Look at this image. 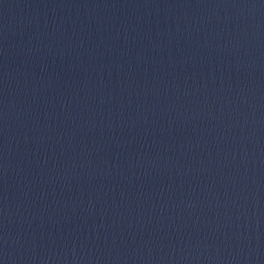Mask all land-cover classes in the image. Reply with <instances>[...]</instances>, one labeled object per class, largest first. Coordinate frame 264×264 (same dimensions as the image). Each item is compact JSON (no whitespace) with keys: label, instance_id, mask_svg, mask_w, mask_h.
Returning <instances> with one entry per match:
<instances>
[{"label":"water","instance_id":"water-1","mask_svg":"<svg viewBox=\"0 0 264 264\" xmlns=\"http://www.w3.org/2000/svg\"><path fill=\"white\" fill-rule=\"evenodd\" d=\"M0 264H264V0H0Z\"/></svg>","mask_w":264,"mask_h":264}]
</instances>
